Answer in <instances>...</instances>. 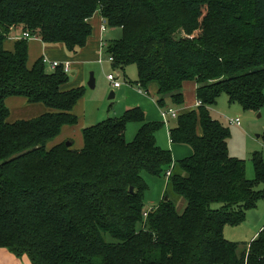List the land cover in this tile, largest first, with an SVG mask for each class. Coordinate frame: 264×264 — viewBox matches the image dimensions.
<instances>
[{
  "label": "trees",
  "instance_id": "trees-1",
  "mask_svg": "<svg viewBox=\"0 0 264 264\" xmlns=\"http://www.w3.org/2000/svg\"><path fill=\"white\" fill-rule=\"evenodd\" d=\"M97 11L122 29L102 46L113 68L135 64L138 86L155 85L161 108L168 99L181 107L185 83L196 82L201 104L169 131L191 155L174 160L157 143L163 123L140 107L84 127L80 149L47 147L79 123L84 89L69 87L64 65L48 70L40 57L29 66L28 39L12 50L4 42L18 28L76 53ZM222 93L245 110L264 106V0H0V247L33 264H264V228L248 243L224 235L264 198V159L254 154L249 179L231 155V132L210 112ZM9 97L49 111L11 121ZM132 122L141 125L127 141ZM145 174L166 176L149 209ZM169 188L186 199L182 211Z\"/></svg>",
  "mask_w": 264,
  "mask_h": 264
},
{
  "label": "rangeland",
  "instance_id": "rangeland-1",
  "mask_svg": "<svg viewBox=\"0 0 264 264\" xmlns=\"http://www.w3.org/2000/svg\"><path fill=\"white\" fill-rule=\"evenodd\" d=\"M106 29L102 31V38L106 41L112 38H120L122 29L120 27H110L106 24ZM46 54V55H44ZM43 56H48L44 53ZM42 56V57H43ZM35 57V56H34ZM102 64L96 61L95 63L84 64V80L79 82V86L84 89V94L75 106V113L79 117V123L72 128L74 134L72 139L78 140L77 136H81L80 130L83 127H88L97 124L108 118L122 117L125 112L136 106H140L143 111L147 113V118L150 121L162 122V127L156 133L157 143L164 149L170 150L174 160L185 158L187 153L191 151L188 145L172 144L169 136L170 126L177 123V118L170 117L165 121L162 117V111L167 108H175L172 106V101L168 100L165 108H160L156 103V92L154 86L148 87V92L144 88L138 86V68L135 64H128L125 70L120 72L118 69H112L111 60L105 52L101 54ZM32 54H29V63L34 62ZM47 69L51 70L47 65ZM76 74L79 71H75ZM91 72H94L95 87L92 88L88 85V80ZM120 73V81L122 86L115 88L107 78L109 73ZM71 79L74 81L77 77L70 73ZM142 90V95L139 90ZM185 102L182 107L196 103L197 92L196 82L187 81L184 86ZM114 91L115 97L110 98V93ZM197 106V105H196ZM195 106V107H196ZM179 109V108H178ZM181 109V108H180ZM213 117L220 120L231 132L229 139V151L231 155L242 158L246 164V175L249 179L255 177V170L253 165V156L255 153L262 155L264 159V106L259 111L245 110L242 105L237 102H230L226 93H222L217 102L210 108ZM239 117L241 125L230 124V118ZM140 123H129L125 132L127 141L134 139ZM80 129V130H79ZM79 130V131H78ZM79 132V133H78ZM49 140L46 145L49 146ZM69 140H66V142ZM167 172V171H166ZM145 179L149 185V189L145 195L146 209H149L157 204L163 198L164 191L166 190V176H154L145 174ZM264 189V183L258 187ZM171 198L176 202L179 211H182L186 205V199L178 194H175L168 189ZM219 204H214V207ZM247 218V214H246ZM248 223L264 222V198L260 199L256 208H252L248 215ZM245 221L238 225H231L232 228H237L235 232H242L245 226ZM251 224V223H250ZM259 224V223H258ZM257 224V225H258ZM243 226V228L241 227ZM244 231V230H243ZM239 241V240H236ZM250 242V241H249ZM0 264H33L28 254L18 256L7 248L0 247Z\"/></svg>",
  "mask_w": 264,
  "mask_h": 264
},
{
  "label": "crops",
  "instance_id": "crops-1",
  "mask_svg": "<svg viewBox=\"0 0 264 264\" xmlns=\"http://www.w3.org/2000/svg\"><path fill=\"white\" fill-rule=\"evenodd\" d=\"M90 23L92 24L93 32H92V35L89 39V42H88L87 46L79 49L76 53L69 52V50L62 44H47V43L43 42L40 38L33 37V38L29 39V54H32L33 59L35 61L38 58L42 57L44 53L48 54L47 57L50 60H59V61L70 60L72 62V68H71L70 73L72 72V75L73 76L75 75L77 78L74 81L71 79V81L69 83V87L70 86H79V82L84 80L83 73H84V64L86 62L95 63L96 61H98L99 63L102 64V62H100L99 60L101 59V54L103 52L102 46L105 43V40L102 38V31L103 30L101 29L102 24L104 23V18L99 11H97L94 14V16L90 19ZM22 34H23V32L20 31L18 28L12 29L10 36L4 42L5 48L12 50L14 47V43L17 40H19L20 38H22ZM112 39H116V38H112ZM44 55H46V54H44ZM34 62L29 63V61H28L29 66H32L34 64ZM110 62H111V66H112V61H110ZM112 69H113V66H112ZM77 70L79 71L78 74H76V72H75ZM151 86H154V91L157 92L156 86L155 85H151ZM196 88H197V85H196ZM139 94L142 95L141 92H139ZM184 95H185V91H184ZM156 96H157V94H156ZM168 100H170V99H168ZM156 103H157V97H156ZM7 105L10 108L11 114H10L9 118L11 121L21 119V118L34 117V116L40 115L41 113H43L45 111H49V109L47 107H45L43 104H41V103H35V104L29 103L27 101V99L22 98V97H9L7 99ZM196 105H197V99H196V103L194 102V104H191V105L187 104L186 107L181 106V107H179V109L176 107V105H174L172 103V106H175L179 112L181 110L193 108ZM136 107H140V106H136ZM74 112H75V110H74ZM145 114H146V119L148 121H150L147 118L146 112H145ZM75 126L63 127L60 135H58L52 142H50V145L47 147L50 148L56 144H59L61 142H66V140H69L72 142V145L74 146V148H78V149L82 148L83 143H84L82 130L84 127L81 130L79 129L81 132V136L80 137L77 136L78 140L75 141L74 139H72V138H74L73 134H74V130H75L74 127ZM72 128H74V130ZM170 128H171V126H170ZM170 128H169V131H170ZM169 136H170V134H169ZM172 144H174V143H172ZM177 145H179V144H177ZM191 154H192V150L189 151L187 153V155H185V156H189ZM250 211H252V209H249L247 211V218L245 219L244 228H243V226H241L243 228L241 230L242 232H235V230L237 228H232L233 226H231L229 224L225 226L224 235L227 239L232 240V241L239 240L238 242H247L248 243L249 241L251 242L261 232V230L264 228V222H256L254 224H252V222H250L251 224L246 222V221H248V215L250 214Z\"/></svg>",
  "mask_w": 264,
  "mask_h": 264
},
{
  "label": "built area",
  "instance_id": "built-area-1",
  "mask_svg": "<svg viewBox=\"0 0 264 264\" xmlns=\"http://www.w3.org/2000/svg\"><path fill=\"white\" fill-rule=\"evenodd\" d=\"M106 21L104 20V23L102 24V27L101 29L104 31L106 29ZM22 37L26 38V39H31L33 37H36V36H33L32 34H30L29 32H23L22 34ZM38 38V37H37ZM111 61H113V57H108ZM43 61L44 63H46L51 69H55L57 68L59 65H64V70L65 72L67 73H70L71 71V68H72V62L70 60H65V61H59V60H50L47 56H44L43 57ZM100 62H102V59L99 60ZM120 77V73H109L107 75V78L110 80V82H112L113 86L115 88H119L121 87V81L119 79ZM139 92L143 93L142 90L140 89ZM201 102L198 101L197 102V105H200ZM179 114V111L178 109H175V108H167L165 109L164 111H162V117L165 121H168V119L170 117L172 118H177ZM229 123L230 124H236V125H241V120L239 117H236V118H230L229 119ZM171 174V171L168 170L166 172V175L169 176ZM145 215H147V213L145 212Z\"/></svg>",
  "mask_w": 264,
  "mask_h": 264
},
{
  "label": "water",
  "instance_id": "water-1",
  "mask_svg": "<svg viewBox=\"0 0 264 264\" xmlns=\"http://www.w3.org/2000/svg\"><path fill=\"white\" fill-rule=\"evenodd\" d=\"M95 83H96V80H95V76H94V72H91L90 74V77H89V80H88V85L92 88L95 87ZM110 98H114L115 97V92L112 91L109 95ZM66 145L67 146H71L72 145V142L71 141H67L66 142ZM131 190H133V188L131 187Z\"/></svg>",
  "mask_w": 264,
  "mask_h": 264
}]
</instances>
